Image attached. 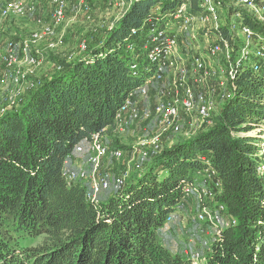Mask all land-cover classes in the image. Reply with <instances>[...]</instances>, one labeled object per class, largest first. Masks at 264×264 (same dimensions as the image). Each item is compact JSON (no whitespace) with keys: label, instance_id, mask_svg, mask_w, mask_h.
Listing matches in <instances>:
<instances>
[{"label":"trees","instance_id":"obj_1","mask_svg":"<svg viewBox=\"0 0 264 264\" xmlns=\"http://www.w3.org/2000/svg\"><path fill=\"white\" fill-rule=\"evenodd\" d=\"M221 1L226 18L210 35L230 52L220 84L225 99L205 128L150 149L124 188L106 200L101 194L97 205L87 199L89 183L67 182L66 161L95 135L105 145L103 138L112 137V152L130 150L114 138L119 112L141 88L148 87L149 98L166 86L156 81L151 38L161 30L176 36L178 9L204 15L203 0H128L122 16L95 30L84 50L51 55L53 72L2 109L0 264H195L164 236L190 200L186 189H201L200 175L212 179L210 205L225 209L203 264H264V69H254L264 66L256 57L264 51V22L238 0ZM238 31L250 43H241Z\"/></svg>","mask_w":264,"mask_h":264},{"label":"rangeland","instance_id":"obj_2","mask_svg":"<svg viewBox=\"0 0 264 264\" xmlns=\"http://www.w3.org/2000/svg\"><path fill=\"white\" fill-rule=\"evenodd\" d=\"M6 1L8 0H0V5L4 4ZM22 1H24L28 7L34 8V10L33 12L28 13L25 17L11 19L8 21L6 20L0 23V37L2 39V43L8 39H16L17 41L30 40L33 32L41 29L42 26H46L51 23L53 13L52 0ZM216 1L223 3L221 0ZM88 5V10L80 8L77 3L69 6L64 24L55 29L54 35L43 39L37 44L31 45L32 52L36 53L38 49L40 51V55L42 54L43 56L40 58L41 64L37 68V71L35 70L34 75L27 78L25 81L27 84H24L23 89L30 87V84L34 83L37 79H42L50 75L55 65L53 59L50 57L51 55L60 57L69 55L70 53H79L82 43L90 38L95 30L108 27L114 20L119 19L128 8L129 2L128 0H89ZM221 7H218L220 19L219 24L223 25L226 18V10L223 8L221 9ZM258 8L260 9V12L257 15V19L259 18L260 21L264 22V0L258 1ZM232 22H235V18H233ZM211 27H213V25L204 26L197 21H194L193 26L189 30L175 29V34L177 36V50L178 53L181 54L182 60L185 61V63H182V60L179 61L178 59V66L180 69L190 72L188 68L189 60L196 55L203 57L208 70L210 72H215L216 76L208 78L209 81H211V79L215 81V83L209 88L210 93L201 94H206L212 101L215 102L216 105H220V103L225 99L226 94V90L221 87L220 84L225 80V71L229 62L227 60L226 52H222L221 54L215 56L211 55V49L215 43V38L210 35ZM71 31L74 32L73 35L69 37L68 32L70 33ZM236 35L241 43L245 41L246 43H250V41L246 40L241 31H238ZM1 46L2 44H0V81H4L7 79L5 77L8 73L6 70L4 71L5 68L1 61V54L3 53V47ZM19 58L20 57H18V60ZM26 69L27 68H25V70ZM189 75L192 79L191 74ZM169 78L173 80L174 74L167 71L163 83L167 82V79ZM8 80L6 81V84H2V82H0V113H2V109L13 108V102L18 103L19 94L16 95V90L12 89L14 87H11V84L9 83L11 81ZM166 87L170 88L171 84H167ZM192 89L194 90L193 87ZM20 95V97H22L24 95L23 92H21ZM214 96L219 97L218 101L213 98ZM152 97L153 99L159 101V96L156 91ZM138 107L139 104L137 108ZM153 108L154 106L152 105V101H150L146 102L145 105L140 106L138 109L145 111L148 109L152 110ZM188 115H190L188 116V120H190V118H195L197 125L191 129L187 128V125H183L181 123L180 116L179 124L181 126V131L179 133H173L168 130L164 131L155 118L151 120L142 118L139 121H134L139 126H136L134 131H131L129 125H131L133 121L127 119L126 117L129 123L125 126L123 131H116V134L114 133V138L119 140L121 146L129 147L130 150L123 152L122 157L119 160L114 159L111 155L107 157L102 162L100 173L110 178L121 176L125 173L128 179L129 175H132V173L137 171L138 167H141V165L144 164V161L147 160V156H145V154H148L150 149L153 148L151 140L154 136H161L160 147H163V145H170L176 140L185 139L186 137L195 135L201 130L198 128H200V125H204V122L194 113ZM103 139L108 142V145H106L109 147L112 137H105ZM74 161L77 168L88 167L84 157L78 159L76 158ZM198 178L200 180L199 183L204 186L206 185V190L211 192L212 188H208L207 184H209L212 179H208L206 177L204 178V176L202 177L201 175ZM107 194H109L107 196L110 197L113 195L112 192ZM189 199L190 200L187 201V204L181 211L180 215L171 222L172 224L170 223V227L175 228L173 229L175 236L172 235L173 244H171V242H169L164 236L166 239L165 244L168 245L172 251L178 250L176 252H179V254L187 259H191L193 254L197 251H200L202 257H205L207 249H199L197 246L193 247V245H200V242L202 244L203 240H208L211 244L218 229L212 224H203L202 227L204 229V235L200 236L198 235L200 233H198L191 224L190 219L197 214H200L202 209L205 207L209 212L217 213L215 205H210L213 200V196H209L206 200H201L197 195H194ZM205 201L209 204H206ZM167 233L169 232L167 231ZM217 234H219V230L217 231ZM198 263L203 264L204 262L200 261Z\"/></svg>","mask_w":264,"mask_h":264},{"label":"built area","instance_id":"obj_3","mask_svg":"<svg viewBox=\"0 0 264 264\" xmlns=\"http://www.w3.org/2000/svg\"><path fill=\"white\" fill-rule=\"evenodd\" d=\"M88 1L89 0H52L53 13L49 25H44L41 29L33 32L30 40L6 41L3 53L1 54V61L8 75L5 77L7 78L6 80L0 82L6 84V81L9 79L8 81H11L13 85L19 87L25 83L28 77L34 75L36 68L40 66L41 62L38 56L32 54L31 45L37 44L43 39L54 35L55 29L64 24L69 6L77 3L80 8L88 10ZM258 1L259 0H238V4L254 15H258L260 12ZM219 5L220 3H216L215 0H203L205 14L198 17L189 16L187 7L185 5L181 6L174 15L176 28L179 30H189L193 26L194 21L204 26L213 25L214 28H217L220 21L218 12ZM33 10L34 8L28 7L22 0H8L0 5V23L6 20L24 17L28 13L33 12ZM243 33L248 36L250 35V31L247 28L243 29ZM247 39L249 41V38ZM1 43L2 39L0 37V44ZM85 46V43H82L81 48L84 50ZM151 47L152 51L150 57L152 61L158 65L156 81L163 83L164 77L167 71H169L174 74L171 87H159L157 90L159 101L152 110L148 109L144 112H140L137 108V104L132 99H129L117 116L118 131H123L125 126L129 123L127 119L136 122L142 118L146 120L155 118L164 131L168 130L173 133H179L181 131L179 120L182 112L186 114L194 113L203 121L208 120L216 109L215 103L205 94H196L192 87L188 85L189 72L180 69L176 58L178 54L176 36L167 30L158 31L151 38ZM222 52L223 50L219 44H215L211 49V55L213 56ZM19 53H22L25 58L24 62L27 65L26 70L21 69L22 67L19 66ZM226 55L229 62V50H227ZM256 57L263 61L264 51H258ZM190 69L193 74L203 73L204 77L215 75V73H210L207 70L205 60L202 57H194L191 61ZM254 69L255 71H260L264 69V66L257 64ZM150 83L151 82H149V84ZM224 85L225 83L221 82V86ZM32 87H34L33 83L30 84V88ZM18 91L16 90V95L19 94ZM148 91V87L145 86L136 92L135 95L147 97ZM135 95L133 97H135ZM230 95L231 94L228 93V97ZM160 144L161 136H154L151 140V145L153 147L152 153L160 150ZM122 154L123 152L120 150L110 151L102 142L100 135H95L92 139L78 145L74 154L68 158L64 169L65 179L70 184L78 181L89 183L90 188L87 193V199L97 205L99 204V196L102 193H118L126 184V175L110 178L100 173L102 162L108 156L111 155L114 159L119 160ZM145 156H147V154H145ZM81 157L85 158L88 166L87 168H77L75 166L74 160ZM205 186L201 184L200 190L192 188L186 189V196L192 197L197 195L201 200L207 199L209 196H212V193L210 191L208 192ZM216 187H220L219 182H216ZM224 211L225 209L221 207L217 213H211L205 207L200 214L190 219L191 224L200 233H204L203 224H212L219 230L220 234V227L225 225L221 214ZM174 219L175 218H170L169 222L171 223ZM201 245L202 249H208L211 246L208 240H203ZM191 260L193 263L199 264L198 262L200 261L204 262L205 257H202L201 252L197 251L193 254Z\"/></svg>","mask_w":264,"mask_h":264},{"label":"crops","instance_id":"obj_4","mask_svg":"<svg viewBox=\"0 0 264 264\" xmlns=\"http://www.w3.org/2000/svg\"><path fill=\"white\" fill-rule=\"evenodd\" d=\"M211 30L212 29H214V26L213 27H211L210 28ZM173 30V32L175 33V29H172ZM73 32L74 31H71L70 33L68 32V36L69 37H71L72 35H73ZM5 43V41L2 43V45ZM43 52V51H42ZM32 54L33 55H35V56H38V58L40 59L43 55L41 54L40 55V51L37 49V51H36V53H34V52H32ZM40 55V56H39ZM19 66H21L23 69H25V68H27V65L25 64V62H24V60H25V58H24V56H23V54L22 53H19ZM176 58H177V62H178V59H179V61L180 60H182V58H181V54L180 53H178L177 55H176ZM41 60V59H40ZM182 63H185V61H181ZM5 68V67H4ZM188 68H189V63H188ZM52 70V69H51ZM191 70V69H190ZM4 71H5V69H4ZM36 71H37V68H36ZM53 72V70L51 71V73ZM50 73V74H51ZM192 79H191V77H189V81H188V85L189 86H191V87H193L194 88V92L196 93V94H201V93H207V94H209L210 92H209V88L211 87V85L212 84H214L215 83V81L213 80V79H211V81H209L208 80V78L207 77H203V76H201V75H198V74H193L192 73ZM199 78H201V79H199ZM171 82H172V79H167V82H165V85L167 86V84H171ZM10 84H11V87H14V88H12V89H15V90H19L18 91V93H19V96H18V100H19V98H21L20 96V93L21 92H23V94H25L26 93V91H28L29 89H31L30 87H26V88H24L23 89V86H24V84L26 85L27 83H23L21 86H19V87H16L15 85H13L11 82H9ZM152 89V88H151ZM157 90V89H156ZM155 89H154V92L156 91ZM151 92H153V90H151ZM157 92V91H156ZM154 95V94H153ZM216 101H218V99H219V97L217 96H214L213 97ZM135 101V103L137 104V106H138V104H139V107L138 108H140V106H142V105H145V103L146 102H150V101H152V105L153 106H155V105H157V103H158V100H155V99H153V97H152V94L149 96V98H144V97H141V96H138V97H136L135 99H134ZM15 103H17V102H15ZM15 103L13 102L12 104H14L15 105ZM140 110V109H139ZM140 112H144V111H141L140 110ZM188 116H190V115H188V114H185V113H182L181 114V123L183 124V125H187L188 127L187 128H194V127H196V125H197V121H196V119L195 118H190V120H188L189 119V117ZM137 123H140V122H137ZM142 125V124H141ZM136 126H139V125H137L135 122H133L131 125H130V128H131V131H134L135 130V127ZM206 127V125H200V128H198V129H203V128H205ZM107 193H111V192H104V193H102V195H101V197H100V199L101 200H106V199H108L110 196H107V195H109V194H107ZM173 227V226H172ZM173 229H175L174 227L173 228H171L170 227V229H169V233H165V237L168 239V241L169 242H171V244H173V241H172V235L173 236H175V234H174V230ZM198 232V231H197ZM198 233H200V232H198ZM198 235H200V236H203L204 235V233H200V234H198ZM199 244H197V245H193V247H198L199 249H202L201 248V242H200V245L198 246ZM173 251H178V250H173Z\"/></svg>","mask_w":264,"mask_h":264}]
</instances>
